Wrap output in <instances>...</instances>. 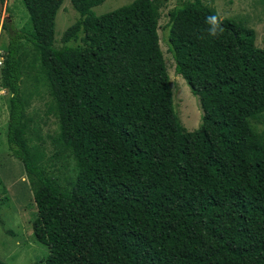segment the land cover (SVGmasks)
Instances as JSON below:
<instances>
[{"label": "trees", "instance_id": "16d2710c", "mask_svg": "<svg viewBox=\"0 0 264 264\" xmlns=\"http://www.w3.org/2000/svg\"><path fill=\"white\" fill-rule=\"evenodd\" d=\"M23 1L32 32L2 25L9 44L0 87L6 141L37 206L45 264H264V49L254 30L221 19L223 33L210 36L205 18L219 14L202 0L170 10L175 71L203 111L188 131L158 32L167 0L102 15L93 8L106 0H72L79 19L60 47L65 0ZM44 95V124L56 125L51 154L31 110ZM60 160L74 173H57Z\"/></svg>", "mask_w": 264, "mask_h": 264}, {"label": "rangeland", "instance_id": "374dc122", "mask_svg": "<svg viewBox=\"0 0 264 264\" xmlns=\"http://www.w3.org/2000/svg\"><path fill=\"white\" fill-rule=\"evenodd\" d=\"M134 0H106L93 8L96 15H102L122 6L129 5ZM214 7L221 19H229L254 30L256 45L264 49V4L262 0H202ZM179 0H167L161 9L159 21V35L161 48L171 78L175 111L188 131L198 129L202 123L203 111L199 99L192 94L186 81L176 74L175 61L166 42L169 22V12ZM79 14L72 7V0H65L56 17L55 43L63 45L61 37L64 32L77 20ZM9 21L18 30L31 33L32 25L29 12L23 0H6L0 8V64L3 62L5 48L9 44V37L3 24ZM73 46V42L69 44ZM1 66V65H0ZM1 80V74H0ZM48 101L46 95L35 98L31 110L35 117L41 119L46 139L47 151L51 154V143L47 136L56 130L54 118L46 120L44 116V103ZM264 123L258 122L262 128ZM9 127L8 93L0 87V260L5 264H45L49 255L45 238L36 220L38 210L33 200V194L28 185V178L22 162L12 156L6 141V130ZM53 151V150H52ZM57 173L73 174V163L67 170L56 161ZM5 197H8L5 200ZM36 220V221H35Z\"/></svg>", "mask_w": 264, "mask_h": 264}, {"label": "clouds", "instance_id": "9594fccd", "mask_svg": "<svg viewBox=\"0 0 264 264\" xmlns=\"http://www.w3.org/2000/svg\"><path fill=\"white\" fill-rule=\"evenodd\" d=\"M205 23L208 25L207 32L212 37H218L223 33L221 27L222 20L219 15H209L205 18Z\"/></svg>", "mask_w": 264, "mask_h": 264}]
</instances>
